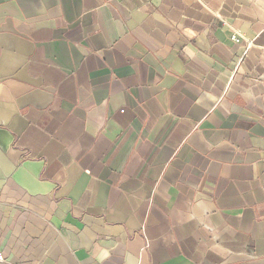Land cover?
I'll return each instance as SVG.
<instances>
[{"label": "crops", "instance_id": "1", "mask_svg": "<svg viewBox=\"0 0 264 264\" xmlns=\"http://www.w3.org/2000/svg\"><path fill=\"white\" fill-rule=\"evenodd\" d=\"M0 255L264 264V0H0Z\"/></svg>", "mask_w": 264, "mask_h": 264}, {"label": "built area", "instance_id": "2", "mask_svg": "<svg viewBox=\"0 0 264 264\" xmlns=\"http://www.w3.org/2000/svg\"><path fill=\"white\" fill-rule=\"evenodd\" d=\"M232 40L235 42H241L245 39L242 37V35L239 31H235L232 35ZM248 45H250V43H248ZM0 261H4V259L1 255H0Z\"/></svg>", "mask_w": 264, "mask_h": 264}]
</instances>
